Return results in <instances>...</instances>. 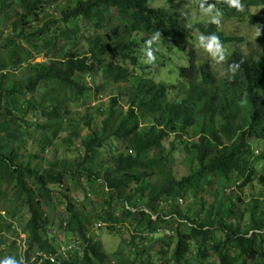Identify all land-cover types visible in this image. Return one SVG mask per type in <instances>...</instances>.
Masks as SVG:
<instances>
[{
  "label": "trees",
  "instance_id": "1",
  "mask_svg": "<svg viewBox=\"0 0 264 264\" xmlns=\"http://www.w3.org/2000/svg\"><path fill=\"white\" fill-rule=\"evenodd\" d=\"M186 2L199 9L200 0ZM207 3L226 19L264 31L255 14L261 8L264 15V0H240L241 11L226 0ZM189 21L156 0H0V258L19 261L15 227L27 235L28 258L57 250L46 210L61 206L71 219L64 239L84 245L64 264H106L94 239L100 219L110 232L128 222L134 258L124 256L127 239L116 253L126 264L149 263L146 251L155 245L162 264H264V43L243 53L231 47L242 37L226 36L216 23ZM156 32L153 51L161 40H194V32L215 34L235 50L221 72L191 58L180 83L169 86L149 76L144 60L145 41ZM81 41L87 50L78 52ZM39 57L44 62L34 63ZM230 65L238 67L229 71ZM97 76L102 84L94 87ZM111 85L116 93L109 102L73 125L70 104L83 108L87 94ZM29 140L39 154L24 148ZM176 154L189 164L182 179L173 170ZM74 182L83 201L73 196ZM253 185L262 193L236 202L225 195ZM186 201L193 218L180 210ZM23 211L29 219L15 223Z\"/></svg>",
  "mask_w": 264,
  "mask_h": 264
},
{
  "label": "rangeland",
  "instance_id": "2",
  "mask_svg": "<svg viewBox=\"0 0 264 264\" xmlns=\"http://www.w3.org/2000/svg\"><path fill=\"white\" fill-rule=\"evenodd\" d=\"M156 5L160 6V7H169V5L175 6V9L178 13H185L188 14L190 16V23L189 25H194L196 23V20H203V21H208L210 20L209 17L204 16L200 13V10L196 8V4H192L189 5L186 0H156ZM255 14L258 16H261V10L256 9L255 10ZM125 22H129V20L127 18L123 19ZM219 24L221 25L223 31L227 34H231L234 36H238L240 34H247L248 37V41L252 42V46L251 47H246V46H242L241 50L246 52L247 49H255L260 43H264V32H262L261 28L258 26H248V27H244L242 25H240L238 22V19H234L236 21H234L233 19H222L219 18ZM211 21V20H210ZM123 22V21H122ZM85 30L83 32H85L86 35L89 34L90 30V25L89 23H85L84 25ZM107 32V30H106ZM200 35L198 33H196L194 35L195 39L194 40H187L181 44H175V43H170V42H166L164 43V41H160V47H157L155 49V51H153V57L154 59L151 62H146V64L149 66V71L150 73H152V77L155 79L156 82H161V83H167L168 85L172 86L174 84L178 85V83H180L181 79H180V70L182 67L186 66L190 59L192 57L195 58L196 62L198 64H206L208 65V67L210 68H214L216 69L218 72H221L225 69V65L222 63H216V60L213 59L210 55V53L206 52L204 49H202L199 46V41H198V37ZM143 35L139 36V40H142ZM157 42V41H156ZM159 43V41L157 42ZM233 47V46H231ZM76 50H78V52H83L87 50V43H82L79 42L78 45H76ZM224 50V58L226 57V55L228 54V51ZM143 59V58H142ZM42 60H38L37 62H41ZM128 69H132L131 67H126ZM136 72V71H135ZM156 72V73H155ZM98 73H100V71H98ZM155 73V74H154ZM88 82L91 80V76L87 77ZM102 84V78L101 76H97V80L96 83L94 84V87H98ZM105 84H109L108 82H106ZM115 87L113 85L111 86H107L103 89V91L97 93V95H99L100 97H97V95H93V94H87L85 97L84 102L87 103L88 105L83 107V108H79L77 109L76 106H74L73 103L70 104V109L72 110V123L74 125V123L77 122V120L79 119V117H84L87 114L90 113V111L94 110V108L100 103L99 101H101V103L105 104L109 102V97L110 94H115ZM96 93V91H95ZM76 109V110H75ZM87 109V110H86ZM70 120L67 121V123H69ZM66 123V122H65ZM65 135L62 134L61 137H64ZM24 138H27L26 136ZM173 141V136L169 137L168 141L165 144V148L169 149L170 147V143ZM28 144L25 145L24 148L28 149V153L32 152V153H36L39 154V150L36 146V144L34 142H32V140L27 142ZM60 148V147H59ZM64 148H60L59 149V153L60 155L64 154ZM48 155V154H47ZM46 155V156H47ZM74 156H70L69 157V161H73ZM186 158L182 155V154H176V162L174 163V173H175V177L177 179H182L184 177H187L190 174V169H189V164L185 161ZM43 162H38L37 160H35L33 162V164H39L42 166ZM153 181L156 180V178L152 179ZM75 183V182H74ZM72 187L75 189V193H74V197L83 201V192L81 191V187L78 186L76 183L72 184ZM218 187L214 186L212 188V190H210L212 193H216V191H218L217 189ZM210 193V192H209ZM226 196H232L235 199V202L238 200V197L242 200V199H247L246 197L248 195L251 194H255V193H262V191L259 190V187L257 185H253L248 189H245L244 191H240L239 189H237L236 187L231 189V190H226L225 192ZM92 201V202H91ZM246 201V200H245ZM90 202L94 203V206L97 207V210L101 209L99 203L95 202V200H93V198H90ZM187 202V201H186ZM189 203L191 202H187L185 205L181 206L180 210L186 215V218H193V213H191L190 211H188L186 208L187 205H189ZM85 204V203H84ZM2 206V205H1ZM61 206H56L54 211H49L48 215L50 219L56 218V215L58 216V220L61 217L60 215L62 214L61 212L62 209ZM2 209V208H1ZM28 215L26 213V211H23L22 216H20V218L18 219V221L16 223H20L21 221H27ZM247 220H245L246 222ZM22 223V222H21ZM125 223V224H124ZM123 226V231H121L120 233H117L116 235H111L108 234L106 232H99V242H101L103 244V248L106 251V253L108 254L107 256V262L106 264H111L110 262L112 260L114 261H118L117 257L119 256H115L117 251L121 248V244L123 240H126V244H127V249H124L125 251L124 256L125 258L128 259V261L131 263L134 256L130 254V251L132 249V247L129 248V241L130 238L132 236V229L130 228L127 229L129 226L128 222H122L121 224ZM132 231V232H131ZM52 237L53 234H50ZM128 235V236H127ZM66 234L63 236L61 235L59 237V240H63ZM158 238V237H157ZM224 238L223 236H221V234L217 235V239H221ZM65 240V239H64ZM71 240V239H70ZM67 241V240H65ZM141 244V241L138 242V245ZM123 248V247H122ZM157 245H155L152 249V251L150 252L149 250L146 251L151 253H148V257L151 259V261L149 263L146 262V264H161L160 263V255H158L157 252ZM142 250H144V248H142ZM144 260H146L147 258H143ZM125 264V262L123 263ZM129 264V263H128Z\"/></svg>",
  "mask_w": 264,
  "mask_h": 264
},
{
  "label": "clouds",
  "instance_id": "3",
  "mask_svg": "<svg viewBox=\"0 0 264 264\" xmlns=\"http://www.w3.org/2000/svg\"><path fill=\"white\" fill-rule=\"evenodd\" d=\"M226 3L228 4L229 7L236 8L237 11H241L242 10V7L243 6L241 5L240 0H226ZM206 4H207V6H205ZM214 8H215V5L212 4V3H207V0H200V2H199V10H200V13L202 15H204V16L209 17L210 20H211V21L208 20V21H205V22L216 23L219 26L220 30L226 36L242 37L243 40H244V42L242 44H233L232 45L235 49L236 48H239L241 50V47L242 46L248 47L247 46V42H248L247 34H240L238 36L237 35L234 36V35H231V34H227V33H225L223 31L221 25L219 24V20L218 19L219 18L226 19V18H224L223 16H221L220 13H219V11H215L214 12ZM260 10L262 12V9L261 8H260ZM260 17H262V19L264 20V15L263 14H261ZM230 19H233L234 20L236 18H230ZM239 20H240V18L238 19V21H236V20H234V21L238 22L240 25H242L244 27L251 26L248 23L240 22ZM189 23H188V25H189ZM190 26H193V25H190ZM254 26H258V25L255 24ZM260 27L263 28V26H260ZM262 32H264V31L262 30ZM196 33H198V32H194L193 34L195 35ZM198 34L200 35L198 37L199 46L202 49H204L206 52L210 53L211 57L216 60V63H222L223 62V64H225V61L227 59V56L232 51H234L235 49H232L231 47L229 49V48L226 47V45H222V43L219 42V39H218V37L215 34H209V35H203V34H200V33H198ZM159 37H160L159 32H156V33H154V34L151 35V38L149 40L145 41V47L142 50L143 51V54H144V60H145V62H151L154 59V57H153V50L151 48V45H152L153 42L157 41L159 39ZM223 49H225L226 51H228V54L226 55L225 58H224V50ZM241 52L244 53V51H242V50H241ZM40 59L42 61L41 62H37ZM190 61H189V63H190ZM42 62H44V59L42 57H39V58L35 59V61H34V63H42ZM188 64L186 66H188ZM198 65H200V64H198ZM235 67H238V65H235V66L234 65H230L228 70L229 71H234ZM149 76L151 78H153L152 77V73H150ZM153 80L155 81L154 78H153ZM88 83H89L90 86L92 85L91 84V80ZM158 83H161V82H158ZM174 85H176V84H174ZM96 95L97 94H95V96ZM111 95H113V94H110V96ZM97 97H100V96L97 95ZM110 98L111 97H109V99ZM99 102L101 103V101H99ZM61 209L63 211V216L60 217L59 220H58V216L57 215H56V218L50 219L49 218V215H48L49 211H47L45 209L46 212H47V217L49 218V221H50V227H49L50 234H53V236L54 237L56 236L58 239H59V237L61 235H63V236L65 235V230L68 228L69 222L71 220V219H69V217H68V215L66 213L64 214V208L62 207ZM54 210H56V209H54ZM0 214L2 216H5V211L3 209H0ZM154 219H156V218H154ZM106 226H107V223L104 222V220H101V219L98 220L94 224V230L97 233L95 235V238H94L96 241L99 242V235H100L99 232H106V233L111 234V235H116L115 233H116V231H118L117 229H121L123 227L122 225H115V227L113 229V232L112 231L110 232V231L106 230ZM15 233L17 234V236L15 237V247H16L17 255H19V261L15 257H13V256H5L3 258H0V264H46V263L47 264H64L66 261H68L70 259V255H71L72 252L73 253L74 252H77V253H80V254L83 253V246L84 245H83V242L82 241H80V240L79 241H74L73 239H71L72 241L67 242V241H65L63 239L62 241L61 240H58V241H60V245H58L57 250H55L54 252L53 251H50V252H42V251L41 252H35L34 254H32L31 258H28L27 257V251H28L27 235L19 227H15ZM159 234H163V235H167L169 237H172V236L175 235V232L174 231H171V230H161L159 232ZM99 243H101V242H99ZM101 245H103V244L101 243ZM137 246H140V245H138V242H137ZM133 250H134V248L132 247V249H131L130 252L133 253ZM115 256H117V255H115ZM117 258H118L117 259L118 260L117 262L114 261V260H112L110 263L111 264H123L124 261L120 258V256L117 257ZM119 258L121 259V261L119 260ZM143 258H145V257H143ZM106 262H107V259H106Z\"/></svg>",
  "mask_w": 264,
  "mask_h": 264
}]
</instances>
